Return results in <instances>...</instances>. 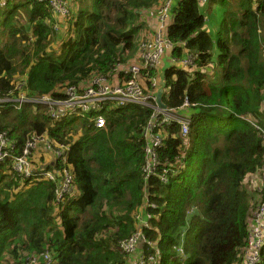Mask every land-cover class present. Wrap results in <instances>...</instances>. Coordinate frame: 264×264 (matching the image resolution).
I'll use <instances>...</instances> for the list:
<instances>
[{"label":"trees","instance_id":"16d2710c","mask_svg":"<svg viewBox=\"0 0 264 264\" xmlns=\"http://www.w3.org/2000/svg\"><path fill=\"white\" fill-rule=\"evenodd\" d=\"M250 1H239V17L225 10L215 36L198 0L171 7L165 31L174 48L167 53L194 55L196 66L164 69L162 102L191 124L188 135L176 123L155 128L163 138L161 164L148 179L143 135L150 107L116 108L101 130L77 116L54 120L40 105L1 109L0 132L8 131L19 148L32 132L71 145L67 163L46 168L59 177L69 170L75 191L56 203L59 182L26 178L1 163L0 264H26L32 255L42 262L46 251L52 264H128L120 244L141 230L151 242L138 248L145 264H244L255 203L246 178L264 165V140L250 122L264 125V0ZM64 2L65 15L38 0H7L9 11L0 7V96L14 88L15 72L27 73L32 94L60 97L69 85L128 61L135 33L158 0ZM215 58L223 74L210 83L217 78L208 69ZM35 160L33 171L47 161ZM166 169L169 179L162 182ZM138 214H150L149 226H141ZM262 257L264 264V248Z\"/></svg>","mask_w":264,"mask_h":264},{"label":"built area","instance_id":"2783aa9c","mask_svg":"<svg viewBox=\"0 0 264 264\" xmlns=\"http://www.w3.org/2000/svg\"><path fill=\"white\" fill-rule=\"evenodd\" d=\"M176 1L163 0V6L155 18L156 23L151 24V31L141 39L138 53L132 60L127 62L119 60L110 67L107 73L98 74L89 82L69 85L60 97L32 94L27 86V78L25 82H19L16 86L13 81L14 88L8 94L0 96V109L7 104H11L16 110L28 104L40 105L54 120L77 116L80 119L92 121L95 127L101 130L106 126L105 116L116 108L150 107L153 109V114L143 135L147 142L143 171L146 179L154 176L161 164L157 149L163 141L160 134L155 132V128L161 125L172 126L176 123L181 125L183 135H188L191 124L189 116H184L177 109L159 102V94L163 88L161 86V89L158 90V86L161 85V82L164 84V79L159 77L163 71L159 70L163 68V59L166 53L174 48V43L168 39L165 28L170 21L171 7ZM206 1L198 0L200 5ZM51 4L58 14H69V5L64 0L63 2L62 0H51ZM55 28L58 27L55 26ZM194 58L195 56L191 54L180 58L172 56L171 65L185 69L195 67ZM155 71H159V76L156 79L150 74ZM148 80L152 82L151 87L148 86ZM184 106L187 107L188 103L186 102ZM250 122L261 132L264 140V125H259L255 121ZM18 143V140L12 138L9 132H0V164L6 162L16 174L26 178L43 176L45 179L59 182V187L55 190L57 203H61L66 195L75 191L73 176L69 170H63L62 177H59L56 172L46 168V165L53 166L58 160L63 164L67 163L71 151L70 145L57 141L47 133L39 134L37 132L29 133L20 148ZM36 156L46 157L47 161L37 164L36 171H33ZM168 170H164L161 174L162 182L168 181ZM246 186L249 190L258 193V196L251 216L252 222L249 227L247 245L244 249V264H263L264 165L258 172L247 175ZM150 217V214L145 217L137 215L141 226L146 227L149 226L147 218ZM142 242L151 245L142 230L121 242L120 247L130 256L129 264L146 263L144 254L131 261L132 255L138 251ZM42 257V262L37 256L30 257L26 264H51L53 262V256L49 251H46ZM147 260L152 263L154 256H148Z\"/></svg>","mask_w":264,"mask_h":264},{"label":"rangeland","instance_id":"374dc122","mask_svg":"<svg viewBox=\"0 0 264 264\" xmlns=\"http://www.w3.org/2000/svg\"><path fill=\"white\" fill-rule=\"evenodd\" d=\"M88 0H85V2H87ZM161 2L162 0H158V2ZM239 1L240 0H227L225 3L221 4L220 0H207L206 2H204L203 6H201L202 11H204L205 15H206V29L208 30L209 33H211L213 36L214 34L217 32L218 27H219V22L220 19L224 13L225 10H232L234 12L235 16H241V7L239 6ZM63 2V0H62ZM156 3L152 9H156L157 10V5H159V3ZM91 3V1L89 2ZM250 3H252V5H255L256 3L254 1H250ZM236 4V7L234 8ZM10 7H6L5 10L9 11ZM145 25L142 26V24L140 25L139 30L135 33L136 38L135 41L133 43V47L131 50V57H134L137 55L138 53V48L140 46L141 43V39L147 34L145 31L143 32V30L145 29ZM262 34H264V30L262 31ZM141 35L143 37H141ZM7 40L5 38L1 39L2 44H4ZM236 50V47L233 46V51ZM132 60V59H131ZM215 60L212 64H210L213 67V74L211 75L212 77L216 76V74L218 73V69H219V76L217 75V78H211L209 80L210 83H218L220 81V76L222 74V69L219 68V66H216L215 64ZM159 71H163V68L160 69ZM159 71H155L153 78H158L159 76ZM27 78V73L21 74L19 72H15L14 76H13V81L14 84L16 86L17 83L19 82H25ZM161 89V85L159 84L158 86V90ZM256 206V200H255V204L253 207V210ZM252 210V212H253ZM252 212H251V216H252ZM250 222H252L251 218L249 219Z\"/></svg>","mask_w":264,"mask_h":264},{"label":"crops","instance_id":"0c3cea01","mask_svg":"<svg viewBox=\"0 0 264 264\" xmlns=\"http://www.w3.org/2000/svg\"><path fill=\"white\" fill-rule=\"evenodd\" d=\"M163 2V1H162ZM161 2V3H162ZM160 3V4H161ZM157 9H158V5H157V7H156ZM202 8V7H201ZM202 10V9H201ZM157 10L156 9H153V11H151L150 12V21L148 20L147 21V24H146V27H145V29L143 30V32L145 31L146 33L147 32H150L151 31V23H156V20H154L153 22H151L152 21V19L154 18V16L157 14ZM203 13H204V11H202ZM224 13H225V11H224ZM205 14V13H204ZM206 16V15H205ZM217 33V32H216ZM216 33L214 34V36L216 35ZM141 37H143L142 35H141ZM171 55L170 54H168V53H166V55L164 56V59H163V64H162V66H163V68L166 70L167 68H169V67H171ZM209 67H211V66H209ZM209 67H208V69H209ZM219 68H221V67H219ZM164 69H163V72H161V75L159 76L160 78H162V79H165V71H164ZM222 69V68H221ZM210 71H212V70H210ZM222 74H223V69H222ZM222 74H221V76H222ZM216 75H218L219 76V69H218V73L216 74ZM221 76H220V78H221ZM263 118H264V116H263ZM71 146V145H70ZM142 252H139V254H141Z\"/></svg>","mask_w":264,"mask_h":264},{"label":"clouds","instance_id":"9594fccd","mask_svg":"<svg viewBox=\"0 0 264 264\" xmlns=\"http://www.w3.org/2000/svg\"><path fill=\"white\" fill-rule=\"evenodd\" d=\"M38 1H45V2H47L48 4H49V6L50 7H52V4H51V0H38ZM178 1V0H177ZM253 1V0H252ZM255 2V1H254ZM200 6H203V4L202 5H200ZM0 7H7V0H0ZM131 59H133V57H131L128 61H130ZM124 62H127V61H124ZM209 66H211V65H209ZM210 68V70H212L213 71V68H212V66L211 67H209ZM1 109H3V108H1ZM1 109H0V111H1ZM106 117V120L108 121V119H107V115L105 116ZM106 126H107V122H106ZM106 126H105V128H106ZM94 127H95V125H94ZM96 128V127H95ZM97 129V128H96ZM98 130H100V129H98ZM8 132V131H7ZM10 134V133H9ZM12 137V136H11ZM52 137V136H51ZM13 138V137H12ZM52 138H54V137H52ZM70 154H71V151H70ZM35 177H39V176H32V178H35ZM46 180H48V181H51V180H49L48 178H46ZM53 182V181H52ZM248 189V188H247ZM56 190V189H55ZM249 190V189H248ZM249 192H250V194H253L254 195V201L256 200V203H257V196H258V193H256V192H254V191H251V190H249ZM64 201V200H63ZM62 201V202H63ZM57 203V202H56ZM255 204V203H254ZM253 207H254V205L253 206H251V212H252V210H253ZM255 209V208H254ZM254 211V210H253ZM253 213V212H252ZM142 244H144V242H142V243H140V245L139 246H141ZM142 254V253H141ZM141 254H139V252L137 251V252H135L133 255H132V257H131V261H132V259L133 260H136L137 259V257L138 256H140ZM31 257H34L33 255L31 256ZM128 261H130V256H128ZM52 263H54V258H53V262ZM51 263V264H52ZM129 264V263H128Z\"/></svg>","mask_w":264,"mask_h":264},{"label":"water","instance_id":"95a60500","mask_svg":"<svg viewBox=\"0 0 264 264\" xmlns=\"http://www.w3.org/2000/svg\"><path fill=\"white\" fill-rule=\"evenodd\" d=\"M161 95H162V92H160V94H159V102L162 103L163 105H165V104L162 102V96H161Z\"/></svg>","mask_w":264,"mask_h":264},{"label":"bare ground","instance_id":"6f19581e","mask_svg":"<svg viewBox=\"0 0 264 264\" xmlns=\"http://www.w3.org/2000/svg\"><path fill=\"white\" fill-rule=\"evenodd\" d=\"M124 239V238H123Z\"/></svg>","mask_w":264,"mask_h":264}]
</instances>
